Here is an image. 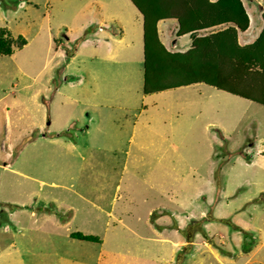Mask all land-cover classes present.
I'll use <instances>...</instances> for the list:
<instances>
[{"label": "rangeland", "instance_id": "obj_1", "mask_svg": "<svg viewBox=\"0 0 264 264\" xmlns=\"http://www.w3.org/2000/svg\"><path fill=\"white\" fill-rule=\"evenodd\" d=\"M154 1L163 18L173 0ZM205 2L184 0L193 13ZM142 22L130 0H0V33L12 43V54L0 55V138L8 117L14 139L9 162L0 142V203H22L12 208L22 221L0 222V264H57L78 248L81 264H264V91L245 89L246 101L181 72L186 79L172 87L189 91L152 92L151 110L166 99L168 110L132 127L143 94ZM171 25H159L166 46ZM236 26L243 32L249 21ZM255 60L237 59L246 68L235 73L249 84L263 73ZM218 69L216 59L207 64L209 83ZM36 102L48 133L36 125ZM175 105L181 112L171 114ZM16 107L25 116L17 123ZM69 222L70 231L57 229ZM75 232L92 241L72 239Z\"/></svg>", "mask_w": 264, "mask_h": 264}, {"label": "trees", "instance_id": "obj_2", "mask_svg": "<svg viewBox=\"0 0 264 264\" xmlns=\"http://www.w3.org/2000/svg\"><path fill=\"white\" fill-rule=\"evenodd\" d=\"M130 1L143 15L142 32L144 62L142 91L144 95L150 94L158 89L160 90L162 86L166 87L165 85L169 82L170 85H172V83H175L179 78L186 79L182 73L187 74V76L195 80L197 84H203L217 90H221L222 88L230 93L239 94L238 97L247 99L248 101H250V99L248 93H246L248 91H245V89L250 87L249 91L255 93V95L264 91V74L257 77H251L250 84L246 83L245 78L236 75L235 72H240L246 67L242 62H238L235 57H233L235 50L229 49H234L232 45L220 43L215 46L211 39L206 38L201 41L198 37L199 32L204 31L213 25V12L207 1L200 11L195 10V13H193L194 10L187 9V4L184 3V0H173L170 10L168 5V12L163 18L160 17L159 12L153 11L154 0ZM167 1L169 2L170 0ZM199 5H202V1L199 2ZM232 8V12L224 11L222 16L225 18V15H233L235 16V20L230 21L225 18L226 21L224 23H226V25L231 24L235 26L237 24L243 29L247 20L241 2H236ZM182 10H185L184 13ZM203 11H206V13L201 15ZM188 12L190 14L189 16L186 15ZM149 17L152 19H149ZM170 20L172 23H175V26L173 27H176L177 29V37L184 34H190L189 36L192 38L189 48L184 52L176 51L175 53H170V51H168L159 40L157 23ZM262 32H264V27ZM10 42L11 41L7 39L5 35L0 33V55L8 56L12 54V43ZM23 42L22 45L25 44L24 40ZM213 59L217 60L219 69L209 83L205 78L206 66L207 64L209 66ZM180 60H185V62L182 63ZM197 65H201L202 69L198 73H193L195 72L193 68H196ZM262 71L264 72V70ZM196 76H198L200 80H197L196 78L194 79ZM200 77H203L204 80ZM241 92L246 93V95L241 96ZM256 103L261 104L259 102ZM71 238L77 240L80 238L82 239L81 241L84 239L92 241V239L87 237L83 238L79 233H73ZM94 241L96 242V240ZM65 257L70 256L66 255Z\"/></svg>", "mask_w": 264, "mask_h": 264}, {"label": "crops", "instance_id": "obj_3", "mask_svg": "<svg viewBox=\"0 0 264 264\" xmlns=\"http://www.w3.org/2000/svg\"><path fill=\"white\" fill-rule=\"evenodd\" d=\"M206 1L208 4H212L213 6L218 5L220 7H223L224 11H228V12H232L233 11L232 7H234L236 2L240 1L242 8L244 10L245 16H246V20H247V22L249 21V26H248V28L245 29V31L238 33V32H236L237 26L231 25V24L226 25V23H224L226 20H225V18H223V16L220 17L219 19L216 16H213L212 17L213 25L211 27L205 29L204 31H201L198 33L199 34L198 37L200 38V40L202 41L206 38H209V39H211V41L214 43L215 46L220 44V43L232 45L234 47V49L233 48H229V49L235 50L233 57H235L236 60L237 59L241 60L243 57H249V55H251L252 53L256 54L258 57V60L254 61V64H253L254 68L259 73L263 72L262 70H264L263 69V67H264V46L263 45L264 44L259 45L258 43L264 37V32H262L264 25H259L258 27H253V25L256 24L258 21H262L264 24V0H227L228 2H226V3H221L222 0H206ZM213 6H211V8ZM205 13H206V11H203L201 15H204ZM160 22H158L159 24L157 23L158 24L157 33H158V37H159L160 42L164 43V41L160 37V32H159V30H160L159 25L164 23V22H161V23ZM173 26H175V23H173V25H171L170 27L173 28ZM170 27H166V29H167L166 30V39H167L168 43H167V46H166V43H164V45H165L164 47L167 48L168 51H170L169 48H172L173 44H176L175 50H177L178 52L186 51L189 48L191 41H192L191 36H189L190 34H184V35L177 37V35L172 32V28H170ZM260 31H261V33H260ZM171 42H173V44ZM141 45L143 48V36H142V44ZM241 47H243V48H241ZM8 56H10V55H8ZM262 74H264V72ZM262 74H257V75L254 74V75H251V77H257V76L262 75ZM172 86L173 85H170V87L162 86V88L160 90L158 89L156 92L163 91L164 88L166 90L169 89V91L160 92L158 99H162L163 97H166L168 95H172L173 91L177 90V89L179 91L174 93V96H176V94H181L180 96H183L185 94V93H182V90L186 89L187 87H182V86L172 87ZM190 88L191 87H189V89ZM180 89H182V90H180ZM189 89H188V91H189ZM95 92H97V91L95 90ZM152 95H153V93H151V95L142 94L141 111L137 112L136 114H133L131 116V119H130L132 127L137 125L139 117H141V116H142V120L144 122H146L147 124H151L152 122L155 121V117L157 116L156 112H162V111H160L161 109L168 110V108L164 105V102L167 99L165 101L159 100L157 102V105H155L153 110H151L152 105H149L148 99ZM180 96L176 99V102L181 101ZM34 107L36 109V112L40 113L38 115L36 114V116L34 118L37 121L36 125L38 126V130L40 132L48 133V128H44V126H45V122H44L45 121V114L41 113L43 111V108L41 106H39L38 102H36L34 104ZM16 108H17L16 114H18V116L15 117V121L17 123L18 121H22L25 118V116H23L22 112L19 111L18 107H16ZM82 111H84V109H82ZM180 112H181V108L180 107L176 108V105H175L173 107V110L171 111V114H174V113L177 114ZM171 114H170V116L173 117V115H171ZM161 119H162V116H160V120ZM9 125H10V119H8V117H7L6 118V134L0 138V142L3 144L6 143L7 150L10 151V153L5 154V160L8 162L12 159V156L14 155V153H13L14 152V146H12V144H11V142H14V139L12 140L13 132L9 128ZM26 132H28V130L26 128H23L22 126L18 127V134L23 135ZM4 148H5V145H4ZM7 168H10V163H7L4 170ZM18 174H21V173H18ZM83 186H86V185H83ZM84 192L87 193V190H85ZM74 196H77V198L80 199L81 202H84V203H87L90 201L82 193H79L78 195L74 194ZM12 197H14V196L12 195ZM67 198L70 199V195H67ZM67 198L65 197L62 200L67 201L68 200ZM2 204L0 203V206L2 207L4 212H0V222H3L5 224H11L14 216H16L18 218L22 217V214L17 213L16 211H14V209H12L14 207L20 208L21 207L20 204H22L21 201H14V199H12V198L11 199H4ZM96 204L99 205L97 202H94V200L90 202V205H92V206H96ZM31 212L34 213L33 210H31ZM101 212H102V209H101ZM101 212H98V213H101ZM30 218H32V217H30ZM19 219L21 220V218H19ZM18 224L19 223H16V225H18ZM58 224H62V223L59 222ZM68 227L71 228V222H69V224L66 226L57 227V229H67L70 231V229H68ZM3 231L7 232V228L4 227ZM104 235H105V233L103 231L102 233H100L99 239H103ZM1 248H0V250H1ZM2 250H5V249L2 248ZM54 251L55 250L53 248L52 252H54ZM76 251H78L77 254L79 256L85 250L78 248V249L74 250L73 253L72 252H68V253L67 252H61L60 256L57 260L58 261L57 264H62L66 255H69L70 257H72L71 262L67 263V264H81L82 258L75 257V255H74V253ZM8 254H11V250L8 252ZM1 255L2 254H0V258H1ZM65 260H66V258H65Z\"/></svg>", "mask_w": 264, "mask_h": 264}, {"label": "bare ground", "instance_id": "obj_4", "mask_svg": "<svg viewBox=\"0 0 264 264\" xmlns=\"http://www.w3.org/2000/svg\"><path fill=\"white\" fill-rule=\"evenodd\" d=\"M244 100H246V101H247V99H244ZM184 109H185V110H187V111L189 110V108H186V107H185ZM190 109H192V110H194V111H195V110H197L198 108H197V106H193V107H192V108H190Z\"/></svg>", "mask_w": 264, "mask_h": 264}]
</instances>
